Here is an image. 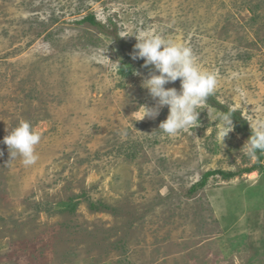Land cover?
Segmentation results:
<instances>
[{
	"label": "rangeland",
	"instance_id": "rangeland-1",
	"mask_svg": "<svg viewBox=\"0 0 264 264\" xmlns=\"http://www.w3.org/2000/svg\"><path fill=\"white\" fill-rule=\"evenodd\" d=\"M138 30L190 47L221 109L171 137L168 107L141 120ZM225 109L264 120V0H0V264H264V159L244 173L251 136L209 117ZM22 120L30 166L3 143ZM212 171L236 176L193 190Z\"/></svg>",
	"mask_w": 264,
	"mask_h": 264
},
{
	"label": "clouds",
	"instance_id": "clouds-1",
	"mask_svg": "<svg viewBox=\"0 0 264 264\" xmlns=\"http://www.w3.org/2000/svg\"><path fill=\"white\" fill-rule=\"evenodd\" d=\"M133 36L137 43L130 54L132 60H144L145 68L152 66L148 76L143 78L142 87L148 90L155 104L151 107H139L137 112H141V120H154L160 115L161 109L168 107L169 115L160 123V132L171 137L191 129L199 123L200 105L205 103L216 89V76L200 67L190 47L144 30H138ZM135 74L141 75L139 72ZM177 80L181 82L180 90L166 89L167 84ZM208 113L211 120L217 121L218 137L225 139L234 131L230 112L216 117L211 112ZM250 126L252 135L243 149L250 159H255L258 151L264 152V120H257ZM41 139V135L30 122L20 121L3 140L10 152L9 163L19 157L25 166L35 164L38 159L36 147ZM2 155L3 152H0V156Z\"/></svg>",
	"mask_w": 264,
	"mask_h": 264
},
{
	"label": "trees",
	"instance_id": "trees-1",
	"mask_svg": "<svg viewBox=\"0 0 264 264\" xmlns=\"http://www.w3.org/2000/svg\"><path fill=\"white\" fill-rule=\"evenodd\" d=\"M84 20L87 21V22H89L92 25L100 26L101 28H103L102 25H100L99 23L96 22L94 16L86 17ZM141 66L143 67V64H141ZM146 69L147 70H151L152 68H146ZM206 102L209 103V104H211L212 106H214L216 108L221 109L220 105L213 103L211 96H209L207 98ZM228 112H230L232 114V119L236 122L237 127L239 128V130H242L244 133H249V135L251 136L252 135V132L248 130V127H247L246 122L241 119L240 115L237 114V113H235V112H232L230 110H227V109L224 110V113H228ZM239 126H241V127H239ZM256 158H257V162H256L255 166L252 167L251 169H247L246 171H244V173H252V172L256 171L257 168H260L261 163H262V161L264 159V152L258 151L257 154H256ZM214 175H223L226 178H233V177L236 176L235 173H228V174H226L223 171H212V172H208V173H206L203 176L202 181L193 187V190H196L198 188H201V187L205 186L206 183H207L208 178L210 176H214Z\"/></svg>",
	"mask_w": 264,
	"mask_h": 264
}]
</instances>
